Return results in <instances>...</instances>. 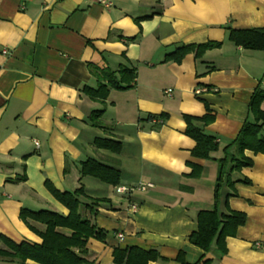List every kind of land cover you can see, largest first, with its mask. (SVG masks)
I'll use <instances>...</instances> for the list:
<instances>
[{
  "label": "crops",
  "instance_id": "1",
  "mask_svg": "<svg viewBox=\"0 0 264 264\" xmlns=\"http://www.w3.org/2000/svg\"><path fill=\"white\" fill-rule=\"evenodd\" d=\"M107 1L108 7L100 0H0V234L15 242H41L20 218L21 209L66 214L52 189L83 187L85 203L107 199L91 212L82 209L107 231L104 242L89 239V264H115L113 248L130 246L154 248L164 258L148 264H180L179 253L188 264L203 256L211 264H264L259 152L246 150L253 165L231 176L251 184H224L218 192L219 212H226V195L236 191L227 209L247 219L226 238L227 252L205 253L189 241L198 211L215 207L223 148L251 120V96L257 86L264 88V51L234 45L226 26L264 27V0ZM208 41L222 45L199 58L193 52L180 61L168 56L176 47ZM91 67L116 72V79L124 71L126 82L132 69L133 80L127 88L110 87L104 102L91 99L83 87L108 83H99ZM197 89L207 90L197 94ZM206 106L214 119L205 130L219 144L210 159L193 156L195 141L185 134L183 118L204 115ZM101 109L100 125L93 126L91 114ZM147 114L167 118L153 130ZM96 138L120 141L122 149L98 148ZM89 158L119 168L120 184L81 175ZM139 183L154 187L133 189ZM121 186L132 189L121 193Z\"/></svg>",
  "mask_w": 264,
  "mask_h": 264
},
{
  "label": "trees",
  "instance_id": "2",
  "mask_svg": "<svg viewBox=\"0 0 264 264\" xmlns=\"http://www.w3.org/2000/svg\"><path fill=\"white\" fill-rule=\"evenodd\" d=\"M226 30L228 40L234 45L248 50L264 51V27L238 30L226 26ZM221 45V42L216 41L189 46L182 45L176 47L168 56L180 61L187 52H193L199 58L206 50L218 48ZM132 71V69L127 71L131 74L129 82L133 80ZM91 72L100 76L99 83L103 81L102 79L108 82L106 85L100 84L96 89L83 87L84 92L91 99L104 102L110 87L127 88L129 86V82L124 80V71H120L121 75L118 79H116V72H111L108 69L101 70L91 67ZM124 83L127 84L124 85ZM262 103H264V88L259 85L254 90L249 102L251 120L247 119L243 122L237 136L223 148V157L218 159L219 171L214 191L215 207L201 209L196 215L197 230L191 233L189 241L205 253L214 250L220 256L224 255L227 252L226 238L235 236L238 227L247 220L244 213L227 209L228 197L235 196L236 191L226 195V212H219L216 206L219 189L224 184L231 188H234L235 182L251 184V181L245 177L233 180L231 176L242 168L253 165V160L245 154L246 150L252 151L254 154H258V152L264 154V133H262L264 132V108L261 106ZM103 112V109L93 111L90 117L93 126L100 125ZM166 118L165 114H147L144 120L152 122L151 128L158 130ZM183 118L186 123L185 134L195 141V147L192 150L193 156L210 159L211 154L219 148L215 135L209 134L205 130V127L214 119L210 109L206 106L204 115L198 117L183 114ZM94 142L98 148L106 149L112 153H119L122 149L120 141L110 138H96ZM79 171L81 175L93 176L113 186L120 184V169L94 158L84 161ZM198 172L197 169L193 174L197 175ZM52 195L68 212L61 214L47 209L34 211L22 208L19 214L20 218L40 237L41 242H15L0 234V264H26L27 259L39 264H89L85 257L89 239L104 242L107 231L91 222L82 213V209H89L91 212L94 205L107 199L92 198L90 203H85L80 198L84 195L83 187L73 192H60L52 189ZM30 221L43 225L42 229H37ZM112 257L115 264H148L151 261L164 259L154 248L142 249L134 246L114 247ZM203 258L204 256L195 264H211L210 259ZM179 260H181L180 264H188L182 258V253H179Z\"/></svg>",
  "mask_w": 264,
  "mask_h": 264
},
{
  "label": "built area",
  "instance_id": "3",
  "mask_svg": "<svg viewBox=\"0 0 264 264\" xmlns=\"http://www.w3.org/2000/svg\"><path fill=\"white\" fill-rule=\"evenodd\" d=\"M100 2H101V4H103V5H105V6H110L111 5V3L109 2V1H107V0H100ZM3 52H5V51H3ZM205 90H207V89H197L196 91H195V93H197V94H199V93H201V91H205ZM166 93L167 94H170L171 93V89H167L166 90ZM154 187V185L152 184V183H139V184H137L135 187H133V189L134 188H137V189H139V190H142V191H144V190H146V189H149V188H153ZM132 188H125V187H118L117 188V191L118 192H120L121 191V193L122 192H124V191H128V190H131ZM132 208L133 209H135L136 208V206H132ZM117 236L119 237V238H122L123 237V234H121V233H118L117 234Z\"/></svg>",
  "mask_w": 264,
  "mask_h": 264
},
{
  "label": "rangeland",
  "instance_id": "4",
  "mask_svg": "<svg viewBox=\"0 0 264 264\" xmlns=\"http://www.w3.org/2000/svg\"><path fill=\"white\" fill-rule=\"evenodd\" d=\"M262 133H264V132H262Z\"/></svg>",
  "mask_w": 264,
  "mask_h": 264
}]
</instances>
